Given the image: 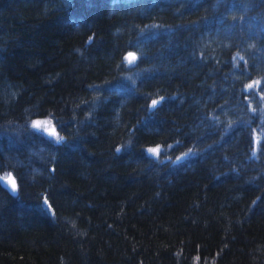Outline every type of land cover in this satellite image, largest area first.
<instances>
[{"label": "trees", "instance_id": "obj_1", "mask_svg": "<svg viewBox=\"0 0 264 264\" xmlns=\"http://www.w3.org/2000/svg\"><path fill=\"white\" fill-rule=\"evenodd\" d=\"M262 149L264 0H0V264H264Z\"/></svg>", "mask_w": 264, "mask_h": 264}, {"label": "snow or ice", "instance_id": "obj_2", "mask_svg": "<svg viewBox=\"0 0 264 264\" xmlns=\"http://www.w3.org/2000/svg\"><path fill=\"white\" fill-rule=\"evenodd\" d=\"M114 2H116V0H114ZM141 58H142V54H141ZM138 57L136 56V54L134 52H128V54L124 57V60L127 61V63L129 65H133L135 61H137ZM128 79L131 80V77H129ZM133 83H135V81H132ZM259 83V82H256ZM248 88L251 89L253 88V84H249ZM163 98H161L162 100ZM161 101H158L156 99H153L151 101V108L153 110L156 109L157 105L160 104ZM32 128L35 129L37 131L38 134L42 135V136H46L47 138H51L52 143L56 144V145H60L64 142V137H62L56 127L53 125V122L51 120H35L32 122ZM120 149H117V152H119ZM262 151H264V149H262ZM147 152L150 153L152 156H159L161 153V149L159 147H155V148H148ZM191 154V150L188 154H186V156ZM179 160H183L184 157H179ZM0 181H3L5 186L10 187L11 191L13 194H16L17 192V183L16 180L13 178V176L9 173L6 176H0ZM44 203L47 205L48 201L45 200Z\"/></svg>", "mask_w": 264, "mask_h": 264}, {"label": "water", "instance_id": "obj_3", "mask_svg": "<svg viewBox=\"0 0 264 264\" xmlns=\"http://www.w3.org/2000/svg\"><path fill=\"white\" fill-rule=\"evenodd\" d=\"M91 42V40L89 41V43ZM136 62V61H135ZM127 63V61H126ZM128 64V63H127ZM129 65V64H128ZM11 174V173H10ZM12 175V174H11ZM13 176V175H12ZM14 178V177H13ZM15 179V178H14ZM0 185L3 189H5L10 195L12 196H15L16 194H13L12 191H11V188L10 187H7L5 186L4 182L3 181H0ZM17 193V192H16Z\"/></svg>", "mask_w": 264, "mask_h": 264}, {"label": "rangeland", "instance_id": "obj_4", "mask_svg": "<svg viewBox=\"0 0 264 264\" xmlns=\"http://www.w3.org/2000/svg\"><path fill=\"white\" fill-rule=\"evenodd\" d=\"M36 120H47V119H36ZM35 121V120H34ZM31 125H32V122H31ZM31 129H33L32 128V126H31ZM33 130H35V129H33ZM36 131V130H35ZM37 132V131H36ZM50 140H51V138H49ZM153 157H155V156H153Z\"/></svg>", "mask_w": 264, "mask_h": 264}]
</instances>
